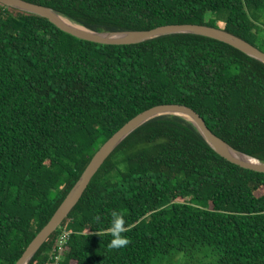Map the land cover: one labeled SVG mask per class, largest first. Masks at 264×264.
Returning <instances> with one entry per match:
<instances>
[{"label":"trees","instance_id":"1","mask_svg":"<svg viewBox=\"0 0 264 264\" xmlns=\"http://www.w3.org/2000/svg\"><path fill=\"white\" fill-rule=\"evenodd\" d=\"M27 1L98 32L208 24L264 51V0ZM161 103L190 106L264 161L262 61L193 33L97 43L0 3V264H14L104 141ZM113 211L122 247L110 246ZM58 252L59 264H264V172L225 159L190 121L156 116L113 149L27 264Z\"/></svg>","mask_w":264,"mask_h":264},{"label":"water","instance_id":"2","mask_svg":"<svg viewBox=\"0 0 264 264\" xmlns=\"http://www.w3.org/2000/svg\"><path fill=\"white\" fill-rule=\"evenodd\" d=\"M3 5L46 17L63 31L78 38L103 44H131L171 33H193L212 37L226 42L264 63V51L244 38L224 28L199 23H169L150 29L126 31H94L79 23L80 27L62 21L56 10L46 5L27 0H0ZM159 115H177L190 121L201 133L207 143L221 156L241 167L264 172V161L245 154L230 146L215 134L205 123L203 117L190 106L180 103H161L150 106L127 120L113 132L94 152L79 178L59 203L47 222L29 241L14 264H27L48 236L61 224L79 200L91 177L98 170L113 149L134 129Z\"/></svg>","mask_w":264,"mask_h":264},{"label":"clouds","instance_id":"3","mask_svg":"<svg viewBox=\"0 0 264 264\" xmlns=\"http://www.w3.org/2000/svg\"><path fill=\"white\" fill-rule=\"evenodd\" d=\"M123 224L124 221L123 218L120 216V214L113 211L111 214L110 227L112 230L111 234L115 238L110 244L111 247H122L128 243L126 238L120 236V233L124 230Z\"/></svg>","mask_w":264,"mask_h":264},{"label":"built area","instance_id":"4","mask_svg":"<svg viewBox=\"0 0 264 264\" xmlns=\"http://www.w3.org/2000/svg\"><path fill=\"white\" fill-rule=\"evenodd\" d=\"M70 236V232L67 230H63L60 235L58 236V242H57V249L61 250L62 247L66 244L68 238ZM62 255L60 252L55 254L54 261L52 264H59V260H61Z\"/></svg>","mask_w":264,"mask_h":264},{"label":"bare ground","instance_id":"5","mask_svg":"<svg viewBox=\"0 0 264 264\" xmlns=\"http://www.w3.org/2000/svg\"><path fill=\"white\" fill-rule=\"evenodd\" d=\"M58 16L60 17V19L62 21H64L65 23L69 24V25H72V26H75V27H80L75 21H73L72 19H70L69 17L63 15V14H60L58 13Z\"/></svg>","mask_w":264,"mask_h":264},{"label":"rangeland","instance_id":"6","mask_svg":"<svg viewBox=\"0 0 264 264\" xmlns=\"http://www.w3.org/2000/svg\"><path fill=\"white\" fill-rule=\"evenodd\" d=\"M210 16V14H208L207 16H206V18H208ZM206 22H207V20H206ZM217 25H219V26H222V23H221V21L220 22H218L217 23Z\"/></svg>","mask_w":264,"mask_h":264}]
</instances>
